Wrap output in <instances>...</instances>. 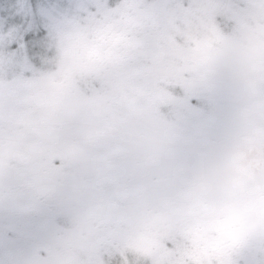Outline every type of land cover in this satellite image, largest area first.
I'll list each match as a JSON object with an SVG mask.
<instances>
[{
  "label": "snow or ice",
  "instance_id": "6c2138e0",
  "mask_svg": "<svg viewBox=\"0 0 264 264\" xmlns=\"http://www.w3.org/2000/svg\"><path fill=\"white\" fill-rule=\"evenodd\" d=\"M0 264H264V0H0Z\"/></svg>",
  "mask_w": 264,
  "mask_h": 264
}]
</instances>
